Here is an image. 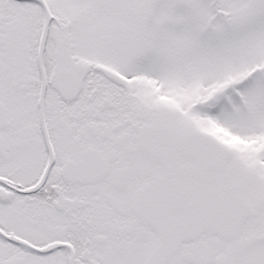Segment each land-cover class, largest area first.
<instances>
[{"label": "snow or ice", "instance_id": "6c2138e0", "mask_svg": "<svg viewBox=\"0 0 264 264\" xmlns=\"http://www.w3.org/2000/svg\"><path fill=\"white\" fill-rule=\"evenodd\" d=\"M0 264H264V0H0Z\"/></svg>", "mask_w": 264, "mask_h": 264}]
</instances>
